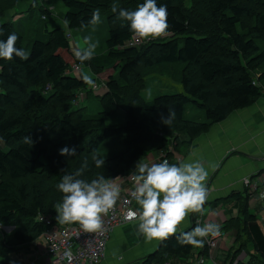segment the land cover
Segmentation results:
<instances>
[{"label":"trees","instance_id":"1","mask_svg":"<svg viewBox=\"0 0 264 264\" xmlns=\"http://www.w3.org/2000/svg\"><path fill=\"white\" fill-rule=\"evenodd\" d=\"M20 1L0 0V18ZM31 2L21 19L0 21V40L14 32L19 37L16 47L28 53L27 60L0 59V264H12L11 253L38 239L44 229L39 215L54 223L55 205L63 195L57 186L65 172L80 167L81 154L105 159L100 169L89 159L85 179L121 176L146 152L162 150L167 158L168 147L188 145L232 110L251 105L264 80V0H157L167 5L170 35L132 45L128 22L117 19L111 9L135 10L143 0H60L63 23L68 18L70 24L44 25L43 32L35 28L24 45L20 30L36 0ZM95 9L106 25L105 48L81 64L71 51L69 31L90 26L87 22ZM173 62H182V92L146 99L142 90L147 73L158 64ZM74 64L80 70L89 68L98 78L94 89L78 78L80 70L71 74ZM90 95L99 109L87 115L81 102ZM187 104L196 110L184 116ZM169 107L176 112L171 127L160 123ZM26 135L34 141L32 146L21 142ZM64 146L76 147L77 155H59ZM236 199L237 215L220 225L235 244L228 263L244 252L248 254L244 264H264V248L253 245L258 255L246 249L252 242L253 215L246 197ZM192 227L190 223L184 231ZM192 249L172 237L159 241L136 264L190 263ZM199 253L205 254V248Z\"/></svg>","mask_w":264,"mask_h":264},{"label":"clouds","instance_id":"2","mask_svg":"<svg viewBox=\"0 0 264 264\" xmlns=\"http://www.w3.org/2000/svg\"><path fill=\"white\" fill-rule=\"evenodd\" d=\"M111 11L116 14L117 19L128 22L130 32L138 43L149 38L157 39L170 35L167 5L158 4L157 0H143L135 10L117 9L113 6ZM87 23L93 26L101 23L99 9L92 11ZM69 24L70 20L66 18L65 27ZM2 34L3 29L0 28V35ZM18 39L17 34L12 32L6 39L0 40V59H28V53L16 47ZM98 46L99 42L93 40L91 35L85 36L83 46L76 45L73 55L83 64L95 58ZM0 71H3V65H0ZM78 78L89 87L95 86V81L89 74L80 73ZM175 118V109L169 107L166 116L161 114L160 123L171 127ZM2 139L0 137V140ZM21 142L29 146L34 144L29 135L22 137ZM59 155L74 157L77 155L76 147L64 146L59 149ZM89 159L97 169L103 168L105 164V159L95 153L90 154V157L81 154L80 167L74 172H65L57 186L63 195L61 202L55 205L56 219L63 224H79L85 232L102 233L104 217L115 209L122 189L114 179L104 175L85 179L84 173L89 169ZM208 175V169L201 160L170 163L164 159L151 164L137 162L131 176L133 188L129 193L130 199L125 203L131 204L134 200L139 207H128L124 212V219L136 221L138 232L146 241H165L174 237L181 246L202 248L206 238L220 235V224L209 221L202 226L197 224L188 231L182 230L181 225L189 214H205L204 206L210 197L207 187Z\"/></svg>","mask_w":264,"mask_h":264},{"label":"crops","instance_id":"3","mask_svg":"<svg viewBox=\"0 0 264 264\" xmlns=\"http://www.w3.org/2000/svg\"><path fill=\"white\" fill-rule=\"evenodd\" d=\"M34 6L35 3L32 8ZM14 9L15 7L5 12L3 17L11 21L21 19L22 11L26 10L15 11ZM260 84V94L251 105L232 110L224 119L211 124L206 131L195 136L188 145H182L177 149L168 147L169 155L167 156L170 163L180 160H201L208 169L207 187L210 197L204 206L205 214H198L201 225L209 221L221 225L225 220L236 216V197H246L247 210L253 215V222L249 225L252 242L247 243L246 249L256 255L259 252L253 247L254 244L257 248H264V80ZM84 96L82 94V98ZM180 137L185 138L184 135ZM158 159L159 151L146 152L133 163L128 171L134 173L137 162L151 164ZM116 178L111 179L117 182ZM243 179H247L249 184L244 185ZM117 183L121 186V195L133 188V182L125 179H120ZM132 207L137 209L139 206L134 201ZM54 224L66 225L59 223L56 218ZM189 225L190 214L181 225L182 230ZM221 232L224 235L218 246L209 253L213 258H206L203 264H228L235 244H232V236L228 231L221 230ZM158 242L157 240L146 241L138 232L136 221L117 226L107 242L99 264H127L136 261L152 252ZM200 248L193 247L188 257L191 261L199 255L196 253ZM247 257L248 254L242 252L238 261L244 264ZM44 258L43 243L40 240L9 255L12 264H40Z\"/></svg>","mask_w":264,"mask_h":264},{"label":"rangeland","instance_id":"4","mask_svg":"<svg viewBox=\"0 0 264 264\" xmlns=\"http://www.w3.org/2000/svg\"><path fill=\"white\" fill-rule=\"evenodd\" d=\"M31 0H22L20 1L15 7V11L19 10H26L28 8V5ZM39 8L46 9L48 13H42L39 11ZM64 11L63 6L61 5L60 0H36L35 6L31 9L29 14L25 17L26 19L23 20V24L26 23L29 30L26 29V24H24L20 30V33L22 36H24L23 44L25 45L27 43V39L30 36H34L35 34L32 32L35 28L40 30V32H43V26L45 25L47 28H51L55 25H64L62 20V13ZM43 15V17H41ZM5 20L7 17H3ZM3 18H0V21H3ZM104 22L101 19V23L98 25H90L86 29L81 31L71 30L69 31L71 35V39L69 40L71 51L73 52L76 45L83 46V37L91 35L93 40L99 42V46L96 49V54L103 51L105 48L104 45V39L106 37V25L103 24ZM82 31L89 32L88 35H86ZM164 66L166 69L162 70L161 67ZM182 67V62H173V63H164V64H158L154 67H152V70H150L147 75L144 78L145 84L144 88L142 90L143 96L150 100L153 96L157 94H165V93H172V92H182L181 85L179 83V76H180V69ZM154 69V70H153ZM160 70V71H159ZM81 73L89 74L94 78V81H99L98 78L95 77L94 74H92L91 70L89 68L83 67L81 70ZM72 75H76L75 72H71ZM103 74V73H102ZM95 94L98 93V91L94 92ZM85 95V94H84ZM82 96H80L81 98ZM83 105L86 106L85 108V114L90 115L93 113H96L98 111V104L97 101L92 95H90L88 100H85L81 102ZM186 111L184 113V116H187V113L189 115L192 114L193 110H196L195 107H193L190 104L186 105ZM193 108V109H192ZM189 117V116H188ZM119 123H121V120H119ZM0 147H2V144L0 143ZM238 205V204H237ZM199 214V213H198ZM55 222V221H54ZM190 223L194 224L196 226L197 224H200V217L199 215L194 216L192 219L190 218ZM202 226V225H201ZM6 231L10 230V227L4 228ZM230 233V232H229ZM224 234L222 233V236ZM221 236V237H222ZM220 237L215 238H206L204 246L200 248L199 251H201L203 248H205V255H201L199 251L196 253L199 254L195 256L194 258H201L202 263L205 262L207 259L213 258L212 255H209V244L212 248L217 247L220 241ZM214 240V241H212ZM233 243V241H231ZM237 256V255H236ZM142 258V257H141ZM207 258V259H206ZM140 259V258H139ZM132 261L127 264H136L137 261ZM194 259V260H195ZM167 261V260H165ZM164 262V261H163ZM232 263V262H231ZM228 263V264H231Z\"/></svg>","mask_w":264,"mask_h":264},{"label":"built area","instance_id":"5","mask_svg":"<svg viewBox=\"0 0 264 264\" xmlns=\"http://www.w3.org/2000/svg\"><path fill=\"white\" fill-rule=\"evenodd\" d=\"M139 44L136 37L128 42V45ZM80 70V66L74 64L72 71L77 72ZM96 86L91 87L94 89ZM167 159L164 156L162 150L159 151V159L155 163H159L162 160ZM133 171H128L121 176H118V180L125 179L132 182L131 176ZM243 184L248 185V180L243 179ZM132 189L125 191L120 199L117 201L115 209L104 217V231L102 233H90L85 232L79 224H66L64 226H56L51 223L47 217L39 215L37 219L44 225V229L38 239L34 242L36 244L39 240L43 243L45 258L40 264H99L103 258L104 250L107 242L117 226L126 224L131 221L124 219V212L128 207H132L134 202L126 204L125 201L130 199L129 193ZM133 208V207H132ZM222 232L219 237L221 238ZM209 238H213L209 236ZM214 241V240H212ZM210 250L214 249L209 244ZM67 253V255H66ZM242 252H240L231 264H235L240 258ZM201 258H197L190 263L185 264H201ZM162 264H172L170 261H164Z\"/></svg>","mask_w":264,"mask_h":264}]
</instances>
